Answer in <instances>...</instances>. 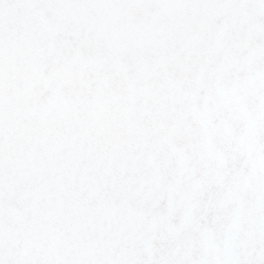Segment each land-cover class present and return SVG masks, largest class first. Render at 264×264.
Segmentation results:
<instances>
[{
    "label": "snow or ice",
    "instance_id": "obj_1",
    "mask_svg": "<svg viewBox=\"0 0 264 264\" xmlns=\"http://www.w3.org/2000/svg\"><path fill=\"white\" fill-rule=\"evenodd\" d=\"M0 264H264V0H0Z\"/></svg>",
    "mask_w": 264,
    "mask_h": 264
}]
</instances>
